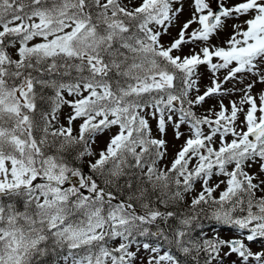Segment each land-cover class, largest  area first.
Returning a JSON list of instances; mask_svg holds the SVG:
<instances>
[{"label":"snow or ice","instance_id":"obj_1","mask_svg":"<svg viewBox=\"0 0 264 264\" xmlns=\"http://www.w3.org/2000/svg\"><path fill=\"white\" fill-rule=\"evenodd\" d=\"M0 264H264V0H0Z\"/></svg>","mask_w":264,"mask_h":264},{"label":"rangeland","instance_id":"obj_2","mask_svg":"<svg viewBox=\"0 0 264 264\" xmlns=\"http://www.w3.org/2000/svg\"><path fill=\"white\" fill-rule=\"evenodd\" d=\"M202 71H203V69H202ZM99 144H100V146H103V141H100Z\"/></svg>","mask_w":264,"mask_h":264}]
</instances>
